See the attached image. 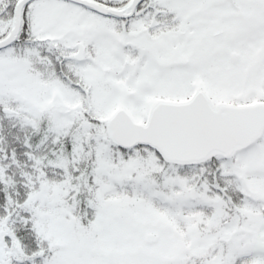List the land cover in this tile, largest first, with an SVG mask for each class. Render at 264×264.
<instances>
[{
    "label": "snow or ice",
    "instance_id": "6c2138e0",
    "mask_svg": "<svg viewBox=\"0 0 264 264\" xmlns=\"http://www.w3.org/2000/svg\"><path fill=\"white\" fill-rule=\"evenodd\" d=\"M0 264H264V0H0Z\"/></svg>",
    "mask_w": 264,
    "mask_h": 264
}]
</instances>
